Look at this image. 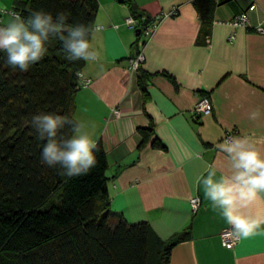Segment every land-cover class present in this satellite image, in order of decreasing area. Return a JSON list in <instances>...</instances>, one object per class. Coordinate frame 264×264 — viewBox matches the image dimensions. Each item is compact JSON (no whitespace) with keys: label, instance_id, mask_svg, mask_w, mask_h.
I'll list each match as a JSON object with an SVG mask.
<instances>
[{"label":"crops","instance_id":"obj_1","mask_svg":"<svg viewBox=\"0 0 264 264\" xmlns=\"http://www.w3.org/2000/svg\"><path fill=\"white\" fill-rule=\"evenodd\" d=\"M25 1L0 0V10L13 11ZM130 1L138 14L177 9V15L161 21L142 49L145 62L137 78L127 64L137 37L124 23L132 10L123 0H97L95 27L101 29L92 32L90 44L98 59L85 61L82 72L91 85L77 93L73 114L105 150L111 212L129 223H148L165 241L189 228L190 238L173 246L169 264H264V226L240 237L232 250L223 248L220 234L232 226L202 183L210 171L217 180L230 174L219 147L226 135L264 140V35L216 23L209 46L201 47L193 0ZM218 1L215 20L229 21L253 4L250 26L264 27V0ZM11 18L0 15V27ZM202 92L212 105L208 116L193 112ZM256 110L259 117L249 119ZM154 139L164 149L153 148ZM257 147L264 151V143ZM193 198L200 201L194 213ZM262 210L257 204L248 211Z\"/></svg>","mask_w":264,"mask_h":264},{"label":"trees","instance_id":"obj_2","mask_svg":"<svg viewBox=\"0 0 264 264\" xmlns=\"http://www.w3.org/2000/svg\"><path fill=\"white\" fill-rule=\"evenodd\" d=\"M123 1L132 17L144 19L142 26L155 23V16L138 14L130 0ZM192 3L201 22L198 45L208 47L211 27L223 23L213 16L220 2ZM248 8L232 19L246 15ZM38 10L54 17L63 12L71 25L95 27L99 4L97 0H26L13 11L0 10V15L15 13L27 18ZM245 30L258 33L250 24ZM140 33L130 59H136L148 45ZM6 56L0 51V264H169L173 246L190 238L189 228L165 241L148 223H129L111 212V177L101 142H96L97 166L85 176L68 177L58 166L50 168L41 162L42 141L32 117L56 113L78 124L73 113L77 93L88 88L84 81L89 79L82 72L85 60L68 58L57 38L49 40L44 59L27 72L9 66ZM143 64L135 72L137 78ZM138 85L145 93L141 81ZM200 95L209 99L207 93ZM62 134L74 133L65 127ZM152 147L164 149L157 139Z\"/></svg>","mask_w":264,"mask_h":264},{"label":"clouds","instance_id":"obj_3","mask_svg":"<svg viewBox=\"0 0 264 264\" xmlns=\"http://www.w3.org/2000/svg\"><path fill=\"white\" fill-rule=\"evenodd\" d=\"M99 27L68 23L65 13L55 17L46 11H32L27 18L12 14L6 26L0 27V51L6 52V62L13 69L27 72L44 59L47 44L51 38L63 43L64 51L71 60L95 61L98 53L93 50L88 36ZM82 77L81 73H77ZM259 110L249 113V119L256 120ZM32 126L42 141L41 162L61 169L68 177L87 175L97 166V143L82 131L83 125L74 124L68 117L56 113L34 115ZM71 127V136L62 134V129ZM264 140L250 137H231L219 146L226 154L230 174L215 179L210 171L202 183L206 197L215 208L221 210L232 232L238 237L248 238L258 234L264 226V210L253 215L248 210L254 205H264V151L258 144Z\"/></svg>","mask_w":264,"mask_h":264},{"label":"built area","instance_id":"obj_4","mask_svg":"<svg viewBox=\"0 0 264 264\" xmlns=\"http://www.w3.org/2000/svg\"><path fill=\"white\" fill-rule=\"evenodd\" d=\"M256 7L255 5H251L249 6L246 15H241L235 19L223 22L221 24H225L228 25L230 27H232L233 29H245L249 24H250V19H249V13L252 11H255ZM173 12L171 13H167V14H161V15H156L154 17L155 23L152 24L151 27H146V26H142L143 24V20L142 23L141 21H139L138 19H135L134 17H127L125 19V25L127 27L128 30H133V31H139V33L141 35H143L144 39H145V43H149L151 41V39L153 38L155 32L157 31V29L159 28L160 24L162 23L161 21H163L164 19L170 18L172 16ZM145 22V21H144ZM220 23V22H218ZM257 32L259 34L264 35V31L262 29L261 26H259L257 28ZM233 39V37H231V40ZM145 47V46H144ZM142 63H144V58L143 56L140 54H138L136 59H130V69L129 72H136V70L139 68V65H141ZM90 81L89 80H85L84 81V87L87 88L90 86ZM194 114L196 116H208L211 114L212 112V105L211 102L209 101V99L203 98V99H199V101L195 104L194 107ZM231 138L230 135H226V139ZM191 204V208L193 213L196 212L199 208L200 205V201L198 198H193L190 201ZM240 237H238L237 235H235L231 229H227L225 231H222L220 234V240H221V244L222 247L227 249V250H232L237 243L239 242Z\"/></svg>","mask_w":264,"mask_h":264},{"label":"rangeland","instance_id":"obj_5","mask_svg":"<svg viewBox=\"0 0 264 264\" xmlns=\"http://www.w3.org/2000/svg\"><path fill=\"white\" fill-rule=\"evenodd\" d=\"M173 11H177V9H173V10L170 11L169 13H171V12H173ZM99 29H101V28H99ZM143 58H144V53H143ZM144 62H145V59H144ZM127 64H128V71H129V69H130V57H129L128 60H127ZM137 70H138V69H137ZM137 70H136V72H137ZM131 74L135 75L134 72H131ZM90 85H91V84H90ZM89 87H90V86H89ZM112 112H113V114H114V117H119V116H120V111H119V110H117V109H113ZM110 211H112V210H110Z\"/></svg>","mask_w":264,"mask_h":264},{"label":"bare ground","instance_id":"obj_6","mask_svg":"<svg viewBox=\"0 0 264 264\" xmlns=\"http://www.w3.org/2000/svg\"><path fill=\"white\" fill-rule=\"evenodd\" d=\"M141 55L143 56V52H141ZM145 59V58H144ZM141 68V67H140Z\"/></svg>","mask_w":264,"mask_h":264},{"label":"water","instance_id":"obj_7","mask_svg":"<svg viewBox=\"0 0 264 264\" xmlns=\"http://www.w3.org/2000/svg\"><path fill=\"white\" fill-rule=\"evenodd\" d=\"M139 34L138 32H136V35Z\"/></svg>","mask_w":264,"mask_h":264}]
</instances>
